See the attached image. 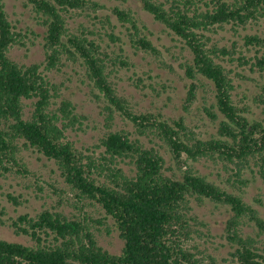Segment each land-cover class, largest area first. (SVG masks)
Here are the masks:
<instances>
[{"label":"trees","instance_id":"16d2710c","mask_svg":"<svg viewBox=\"0 0 264 264\" xmlns=\"http://www.w3.org/2000/svg\"><path fill=\"white\" fill-rule=\"evenodd\" d=\"M138 1L187 50V100L194 99L199 83L206 96L203 110L216 134L203 138L183 119L138 112L119 93V72L135 65L116 33L117 24L126 29L135 52L156 53L148 38L152 33L131 9L115 6L108 15L100 13L105 7L96 0H25L43 28L32 34L41 38L44 60L22 64L11 51L26 46V35L9 20L0 0V178L29 176L26 158L35 154L55 167L51 172H59L64 187L81 203L73 205L76 211L85 206L103 211V218L93 219L88 213L80 218L65 214L58 201L34 217L19 216L10 227L32 243L0 239V264H200L191 252L197 247H188V242L199 233L196 225L206 227L194 213V203L206 200L230 212L224 236L234 249L231 264H264V219L245 200L252 181L264 183V83L247 79L256 83L255 92L235 100L241 87L235 79L245 77L227 66L237 62L238 68L253 72L256 67L264 73V56L258 57L264 37H242L246 51H256L252 58L236 51V42L230 51L216 39L221 30L238 35L264 22V0ZM70 64L85 70L92 96L108 111V118L119 113L133 124L134 133L107 126L94 148H79L68 138V131H84L87 117L76 112L62 95L63 85L48 74ZM189 160L221 165L224 175L219 172L213 180L188 165ZM6 196L14 205L21 203L13 194ZM4 212L0 203V215ZM105 220L112 221L111 231L123 241L118 253L104 249L99 229H91L90 222L101 226L107 225ZM252 223L258 229L255 237L243 230Z\"/></svg>","mask_w":264,"mask_h":264},{"label":"rangeland","instance_id":"374dc122","mask_svg":"<svg viewBox=\"0 0 264 264\" xmlns=\"http://www.w3.org/2000/svg\"><path fill=\"white\" fill-rule=\"evenodd\" d=\"M2 1L5 4L9 20L18 31L26 35V46L13 48L12 57L22 64L42 63L44 60L42 41L41 38L35 37L32 32L40 34L43 32V28L36 24L30 8L25 6V0ZM96 1L105 7L104 10H100L101 14L112 15L111 10L115 6L131 9L140 25H145L152 33L148 38L155 47L156 53L135 52L127 41L126 29L117 24L116 33L126 42L124 46L126 54L129 55L135 65L130 70L119 72L116 80L119 93L126 97L138 112L160 113L165 118L183 119L185 125L203 138H209L211 134H216L214 122L203 110L206 96L203 94L204 88L199 83H196L198 87L195 90L194 99L191 102L187 100L191 80L184 74L183 62L190 57L187 50L182 48L183 44L169 35L162 25L155 22L152 16L142 9L138 0ZM113 19L115 20L114 16ZM79 21L86 22L84 19H79ZM115 23L117 22L115 21ZM239 33L234 35L230 29H224L219 31L216 39L221 40L220 46L225 45L230 51H232L233 42H236L235 50H239L247 57L252 58L256 51L247 52L242 37L246 34L255 33L264 37V22L257 27L248 28L245 31L240 30ZM261 56H264V49L258 54V57ZM234 57H238V54H235ZM236 65L237 62L232 66H227L237 68V71L245 77L243 80H239L237 77L235 79V84L241 86L237 90L238 97L235 98V100H239L244 93L249 94L256 90V83L247 79L264 83V73H259L256 67L251 72L248 67L243 70ZM48 75L54 82L63 85L61 88L62 95L73 103L76 112L87 117V120L83 122L84 131H68V138L77 147L91 146L94 148L95 144H99V137L107 131V126H111L114 130L126 129L134 133L133 124L123 119L119 113H114L110 119L104 106L98 107L92 96V88L85 76V70L81 66L70 64L62 68L60 72H53ZM27 111L29 109H26ZM255 113L259 115L260 111L256 110ZM99 152L97 150L95 156H98ZM167 159L169 160V156ZM26 160L29 161V169L31 170L29 176L24 179L21 177L20 179L13 178L12 176L7 179L0 178V203L5 207V212L0 215L1 221L4 222L3 225L0 224V239L31 244L32 240L29 237L22 234L17 235L14 229L10 227L12 220L16 221L22 215L34 217L44 208L57 205L58 201L63 202L59 209L67 215L76 214L82 218L88 213L93 219L103 218V211L98 206H85V209L83 208L80 213L75 210L73 205L80 206L81 203H77L74 195L64 187L59 172H51L52 169L55 170V167L46 159L38 158L35 154L30 156L28 154ZM187 164L195 166L202 174L213 180L218 179L216 174L219 172L224 175V171H221V165L214 167L210 163L196 164L191 160L187 161ZM246 177L250 178L251 176L247 174ZM38 187L43 190L39 191ZM8 193L19 197L18 201L21 203L14 205L9 202L6 196ZM245 200L255 207L264 219V183L260 180L252 181L246 188ZM194 213L198 217V222H202L206 227L196 225L199 233L188 242V247L196 246L197 250L191 249V252L195 253L196 258L201 262L200 264H212L208 255L214 257L216 264H231L234 249L224 236L225 223L230 216L228 208L206 200L202 205L194 203ZM105 223L107 225L97 226L90 222V226L92 230H94V226L99 229L98 232L95 231L99 236V243L104 249L111 253H118L123 247V241L117 231H111L112 221L105 220ZM253 225L252 223L249 227L245 226L243 230L255 237L258 229ZM108 231L109 234H107ZM262 237L264 239V235Z\"/></svg>","mask_w":264,"mask_h":264}]
</instances>
